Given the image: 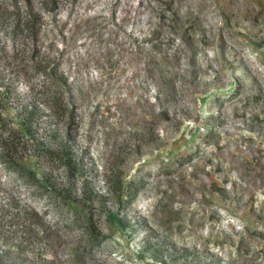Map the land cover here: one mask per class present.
I'll use <instances>...</instances> for the list:
<instances>
[{
  "label": "rangeland",
  "instance_id": "rangeland-1",
  "mask_svg": "<svg viewBox=\"0 0 264 264\" xmlns=\"http://www.w3.org/2000/svg\"><path fill=\"white\" fill-rule=\"evenodd\" d=\"M31 2L37 38L20 27L13 40L8 10L25 8L0 0V84L16 95L2 101L3 114L16 123L22 105L45 113L43 94L55 90L34 74L31 57L37 49L38 64H58L77 111L71 149L106 238L93 251L84 246L65 225L63 168L24 152L21 162L47 188H28L0 165V209L21 202L43 213L49 242L29 239L20 259L264 264V0ZM66 126L53 119L51 130L64 136ZM188 154L192 161L177 166L174 158ZM119 175L138 186L122 202L124 230L104 216L116 209L106 180ZM2 229L7 236L0 220Z\"/></svg>",
  "mask_w": 264,
  "mask_h": 264
},
{
  "label": "trees",
  "instance_id": "trees-1",
  "mask_svg": "<svg viewBox=\"0 0 264 264\" xmlns=\"http://www.w3.org/2000/svg\"><path fill=\"white\" fill-rule=\"evenodd\" d=\"M17 2L24 6L25 11L23 13L19 5H15V11L8 10V22H11L12 25L15 22L11 28L13 29L12 39L16 40L22 35L20 27H25L30 39L35 40L37 38L35 27L39 23V17L33 10L32 2L31 0H17ZM0 6V8L3 7ZM37 56L38 52L35 49L33 57H31L32 62H35L32 67L34 74L43 77L48 88L55 91L58 88L63 90V93L52 91L51 94L48 93V96L43 94L46 97L42 100L46 106L45 113H41L39 109L36 110L34 107L27 108V106L22 105L17 111L16 119H14L16 123H14L3 114L2 101L8 103V100L16 95L9 87L5 88L4 84H0V165L17 181L22 182L28 188L36 189L47 187H45L43 178L34 169L21 162L24 152H28L39 162L43 159L49 164H57L63 168L67 187L60 191V203L65 208L69 218L65 225L67 224L66 226L70 229H76L80 240L84 242V246L93 251L103 244L106 237L93 222L95 193L84 178L82 162L77 159L73 149H71L72 132L78 130L76 107L73 103L72 94L70 91L68 92L65 80L57 73L58 64L54 61L50 65H40L35 60ZM64 88H66L67 93H65ZM53 119L66 120L67 126L64 136H60L58 132L55 133L51 130ZM174 161L177 166H183L192 161V157L190 154L184 158L177 156ZM106 181L107 190L113 196L116 209L106 210L105 219L111 225L124 230L128 225L121 217V211L137 195V183L136 181H124L120 175L115 179L108 178ZM73 183L74 186L79 184V187L74 190V196L71 188ZM17 200L18 202L21 201L20 199ZM124 200L126 205L123 206ZM0 220L9 224L7 236L4 237L5 232L3 229L0 230V264H25L26 261L20 257L25 256L24 248L29 239L32 240V244H36V240L49 242V237L42 230L43 227L45 228L44 214L26 203H12L7 208L0 209ZM48 228L50 227L48 226ZM18 233H21V239L14 242ZM11 253L16 254V257L11 256Z\"/></svg>",
  "mask_w": 264,
  "mask_h": 264
}]
</instances>
